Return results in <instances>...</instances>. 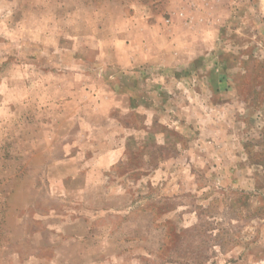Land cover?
Returning a JSON list of instances; mask_svg holds the SVG:
<instances>
[{
    "label": "rangeland",
    "instance_id": "1",
    "mask_svg": "<svg viewBox=\"0 0 264 264\" xmlns=\"http://www.w3.org/2000/svg\"><path fill=\"white\" fill-rule=\"evenodd\" d=\"M0 264H264V0H0Z\"/></svg>",
    "mask_w": 264,
    "mask_h": 264
}]
</instances>
